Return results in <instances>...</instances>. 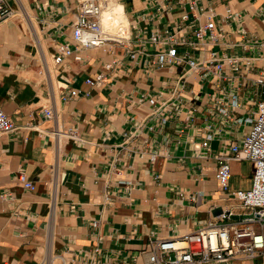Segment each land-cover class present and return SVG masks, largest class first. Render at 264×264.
Masks as SVG:
<instances>
[{"label": "crops", "instance_id": "crops-1", "mask_svg": "<svg viewBox=\"0 0 264 264\" xmlns=\"http://www.w3.org/2000/svg\"><path fill=\"white\" fill-rule=\"evenodd\" d=\"M115 1L126 38L57 64L81 0H7L0 106L16 129L0 135V264H150L156 240L222 222L223 211L234 212L226 222L248 215L221 189L217 155L243 141L264 99V0ZM210 21L215 38L199 41ZM172 46L179 61L161 66ZM212 52L222 71L191 68ZM101 72L102 84L87 83ZM254 171L233 161L242 184L231 189H250ZM216 264H264V252Z\"/></svg>", "mask_w": 264, "mask_h": 264}, {"label": "built area", "instance_id": "built-area-1", "mask_svg": "<svg viewBox=\"0 0 264 264\" xmlns=\"http://www.w3.org/2000/svg\"><path fill=\"white\" fill-rule=\"evenodd\" d=\"M105 0H81L79 20L73 30V45H66L62 52L55 57V62L61 64L67 57L73 56L82 60L80 51L89 48H103L107 50L112 42H121L126 38V32L118 35L105 29L103 13ZM185 1V0H181ZM14 12L7 0H0V24L12 17ZM215 22L210 21L204 27L196 30L199 41L206 38H215ZM177 46H172L168 52L160 54L158 63L161 66L179 61ZM233 58H229L232 61ZM206 65L195 59H190L192 69L212 68L222 71L224 59L216 52H212ZM106 73L101 72L94 78L87 79L90 85H100L104 82ZM264 81L263 79L261 82ZM79 90L73 89L66 100L79 94ZM155 104L157 100L151 99ZM43 113L47 118H54L53 108L44 107ZM16 125L6 111L0 106V135L13 132ZM76 136V132L70 129L68 132H56V134ZM208 145V142L204 143ZM218 170L217 180L221 189L229 196L237 198L249 211L241 222H226L231 220L234 212L223 211L220 214L222 222L210 221L207 225L194 232L183 236L156 240L148 251L150 264H216L230 262L236 259L253 258L259 252H264V99L258 103V109L252 128L242 142H233L217 155ZM250 160L255 166L253 184L248 190H232L230 181L232 178V162ZM20 180L28 189H34L35 185L26 173L20 175ZM94 222V226H98ZM14 264V263H5Z\"/></svg>", "mask_w": 264, "mask_h": 264}, {"label": "bare ground", "instance_id": "bare-ground-1", "mask_svg": "<svg viewBox=\"0 0 264 264\" xmlns=\"http://www.w3.org/2000/svg\"><path fill=\"white\" fill-rule=\"evenodd\" d=\"M117 4L119 3L115 0H109V8L103 13V22L105 26L114 28L113 31L122 32L126 29L127 22L125 23L115 11Z\"/></svg>", "mask_w": 264, "mask_h": 264}, {"label": "clouds", "instance_id": "clouds-1", "mask_svg": "<svg viewBox=\"0 0 264 264\" xmlns=\"http://www.w3.org/2000/svg\"><path fill=\"white\" fill-rule=\"evenodd\" d=\"M115 11L119 14L121 19L126 23L127 22V16L124 13V6L122 4H117Z\"/></svg>", "mask_w": 264, "mask_h": 264}, {"label": "rangeland", "instance_id": "rangeland-1", "mask_svg": "<svg viewBox=\"0 0 264 264\" xmlns=\"http://www.w3.org/2000/svg\"><path fill=\"white\" fill-rule=\"evenodd\" d=\"M237 183L238 185L242 184V178L240 176H233L231 180V184Z\"/></svg>", "mask_w": 264, "mask_h": 264}]
</instances>
